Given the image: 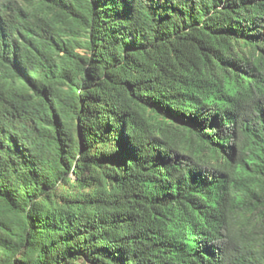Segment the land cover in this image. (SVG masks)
<instances>
[{
	"label": "trees",
	"instance_id": "obj_1",
	"mask_svg": "<svg viewBox=\"0 0 264 264\" xmlns=\"http://www.w3.org/2000/svg\"><path fill=\"white\" fill-rule=\"evenodd\" d=\"M0 262L264 264V0H0Z\"/></svg>",
	"mask_w": 264,
	"mask_h": 264
},
{
	"label": "rangeland",
	"instance_id": "obj_2",
	"mask_svg": "<svg viewBox=\"0 0 264 264\" xmlns=\"http://www.w3.org/2000/svg\"><path fill=\"white\" fill-rule=\"evenodd\" d=\"M76 124H78V123H76ZM0 264H3V263L0 262Z\"/></svg>",
	"mask_w": 264,
	"mask_h": 264
}]
</instances>
